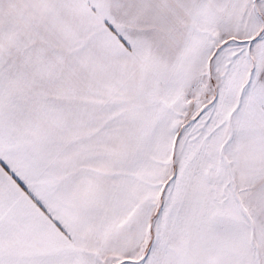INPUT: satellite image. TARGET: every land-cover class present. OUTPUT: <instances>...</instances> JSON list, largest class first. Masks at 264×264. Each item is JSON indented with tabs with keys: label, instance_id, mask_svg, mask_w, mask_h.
I'll return each instance as SVG.
<instances>
[{
	"label": "snow or ice",
	"instance_id": "6c2138e0",
	"mask_svg": "<svg viewBox=\"0 0 264 264\" xmlns=\"http://www.w3.org/2000/svg\"><path fill=\"white\" fill-rule=\"evenodd\" d=\"M0 264H264V0H0Z\"/></svg>",
	"mask_w": 264,
	"mask_h": 264
}]
</instances>
